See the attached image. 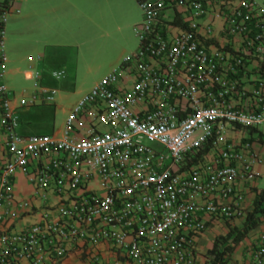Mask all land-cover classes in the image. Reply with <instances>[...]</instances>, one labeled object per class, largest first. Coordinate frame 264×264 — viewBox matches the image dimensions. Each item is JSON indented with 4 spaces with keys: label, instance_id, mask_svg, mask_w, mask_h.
<instances>
[{
    "label": "built area",
    "instance_id": "built-area-1",
    "mask_svg": "<svg viewBox=\"0 0 264 264\" xmlns=\"http://www.w3.org/2000/svg\"><path fill=\"white\" fill-rule=\"evenodd\" d=\"M136 2L138 46L124 67L83 93L58 133L23 134L10 104L5 49L9 17L20 9L17 0H0V264H43L45 253L60 264L73 248L89 264H108L102 243L129 264H194L208 224L244 215L259 155L226 132L264 124V67L250 93L230 74L244 72L247 55L264 57V8L254 0ZM213 8L223 36L241 35L247 51L227 65L223 51L197 34L204 26L211 37ZM167 9L180 25L165 20ZM39 78L32 72L23 105L54 103L57 91ZM17 170L40 203V218L14 230L7 225ZM247 254L249 264H264V236Z\"/></svg>",
    "mask_w": 264,
    "mask_h": 264
},
{
    "label": "crops",
    "instance_id": "crops-1",
    "mask_svg": "<svg viewBox=\"0 0 264 264\" xmlns=\"http://www.w3.org/2000/svg\"><path fill=\"white\" fill-rule=\"evenodd\" d=\"M104 1L110 0H17V6L20 14H13L9 18L11 27L15 21L44 23L45 32L33 35L32 44L33 53L25 59L26 68L23 70V76L31 82V87L15 91L13 90L11 98V108L18 117L17 131L19 133H58L60 128L50 129L46 127V121L54 118L57 106L66 102L69 94L73 93L77 97L71 102L65 112V117L78 98L90 89L103 75L120 71L124 67L123 59L126 55L134 51L138 46V41L134 36L132 28L134 24L140 21L141 12L136 0H118V13L121 20H127L124 25L117 27L119 34H108L103 26L107 25L105 17H100V7ZM220 2L225 0H212ZM258 5L264 8V2L254 0ZM22 8H28L29 11L22 14ZM214 15L213 32L210 38L205 36L204 26H199L197 34L201 41L210 49L219 48L223 51L225 64L232 63L235 54L246 53L244 39L237 34L226 39L222 34V19L218 14V8H213ZM167 22H173L180 25L176 14L167 9L164 13ZM28 20V21H26ZM9 21V22H10ZM33 41V43H32ZM7 52V36L5 41ZM100 63L105 64L107 71L99 75V78L93 80L92 85L81 90V76H78V70L83 71V77L92 71H101ZM104 66V67H105ZM264 67V57L258 59L247 55V62L244 72L230 74L236 76L247 93L253 91L257 86L259 70ZM128 71V69H124ZM10 71V70H9ZM8 71V73H9ZM38 72L40 78L38 83L41 86L50 87L57 91L54 103H45L38 105H23L22 101L26 99L34 88L32 72ZM54 72H62V76L56 78ZM77 89H80L78 91ZM72 91V92H71ZM249 98H234V102H247ZM64 121V119H63ZM44 123V124H43ZM103 127V125H101ZM47 129V130H45ZM226 136L233 141H247L251 144L254 151L259 155V160L254 166L256 179L250 187L245 189V198L243 201L244 215L233 219L229 226L225 223H219L209 226L196 241V253L194 264H204L208 250L213 245V238L218 235H225L230 227H241L245 220L246 213L252 209L256 197L257 189H264V124L254 128H236L228 129ZM5 135L0 133V145ZM3 148L0 146V153ZM33 191L22 170H17L14 175V204L11 207L9 223L7 228L19 230L37 222L40 218V203L32 196ZM50 202L56 198L49 195ZM20 203V205H17ZM261 223L255 228L250 229L240 240L232 251L226 264H249L247 249L249 244L257 238L264 236V220L260 216ZM103 260L108 264H129L126 260L115 255L107 244L102 243L98 247ZM19 264H30L26 259H22ZM43 264H55L52 253H45ZM60 264H89L85 256L73 248L70 254Z\"/></svg>",
    "mask_w": 264,
    "mask_h": 264
},
{
    "label": "rangeland",
    "instance_id": "rangeland-1",
    "mask_svg": "<svg viewBox=\"0 0 264 264\" xmlns=\"http://www.w3.org/2000/svg\"><path fill=\"white\" fill-rule=\"evenodd\" d=\"M39 1V0H38ZM118 0H110V1H104L101 4L99 16L105 17L107 20V25L103 26L102 28L105 29V31L111 35H121L118 32L117 27L120 25H124L125 20H121L120 13H118L119 6H117ZM259 2L263 3L264 0H258ZM28 8H22L21 16L22 14L26 13ZM20 14V13H19ZM18 14V15H19ZM11 17V16H10ZM9 17V18H10ZM10 21V20H9ZM7 24V50H8V71L6 81L7 83L12 87L11 89L15 91H21L23 89L26 90V88L31 87V82L27 81L25 77L23 76V70L26 68V63H24L25 59H27L32 53V44L30 43V38L33 40V35L36 33H43L45 32L46 25L44 23H34L33 21L30 22H19L15 21L13 28L10 29L11 21ZM28 21V20H26ZM134 27V26H133ZM47 29V28H46ZM132 31L134 33V30L132 28ZM134 36L136 37L135 33ZM137 40V38H136ZM33 43V41H32ZM103 63H100L99 68L101 71H92L86 74L85 78L83 77V71H80L81 68H84V66L80 67V70H78V76L80 74L82 81V84L80 86L81 90L88 89L91 85L94 79L99 78L101 74H104L107 69L106 66ZM80 89H77L80 91ZM89 90V89H88ZM72 92V91H71ZM77 97L76 95H73V93L69 94V98H67L66 102L64 101L61 105L57 106L56 113L54 118H50V120H47L46 127L42 125V128H48L50 129L51 126H54V129L60 128L63 119L65 120V112L68 106L71 104V102L74 100V98ZM44 124V123H43ZM47 130V129H45Z\"/></svg>",
    "mask_w": 264,
    "mask_h": 264
},
{
    "label": "trees",
    "instance_id": "trees-1",
    "mask_svg": "<svg viewBox=\"0 0 264 264\" xmlns=\"http://www.w3.org/2000/svg\"><path fill=\"white\" fill-rule=\"evenodd\" d=\"M246 129L247 127H240ZM252 128V127H248ZM260 216L264 220V189L256 190V197L251 210L245 215V220L241 227H230L225 235H218L213 238V245L207 252V259L204 264H226L234 248L252 228L261 223ZM231 223V222H230ZM227 221V226L230 225ZM211 226L207 225L206 229Z\"/></svg>",
    "mask_w": 264,
    "mask_h": 264
}]
</instances>
